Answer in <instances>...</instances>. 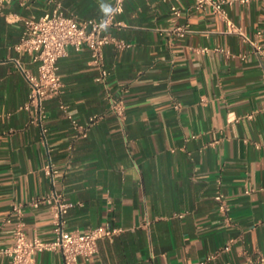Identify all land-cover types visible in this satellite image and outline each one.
<instances>
[{
    "label": "crops",
    "instance_id": "crops-1",
    "mask_svg": "<svg viewBox=\"0 0 264 264\" xmlns=\"http://www.w3.org/2000/svg\"><path fill=\"white\" fill-rule=\"evenodd\" d=\"M62 1L84 21L106 15L101 4L115 0ZM28 4L13 0L0 12V247L13 242L18 220L29 236L54 238L51 207L30 202L55 188L74 203L67 230L109 223L123 229L79 264H196L209 257L206 264H264L257 260L264 254V60L253 45L195 0H124L116 16L122 25L108 32L128 46L109 44L104 55L108 87L124 92L126 120L109 111L91 51L71 49L59 61L63 92L45 103L43 135L23 108L30 86L17 61L33 72L37 65L14 46L23 19L52 6ZM225 8L264 46V0ZM60 102L81 122L101 116L88 137L75 139ZM48 162L59 169L55 186L43 171ZM61 262L58 252L36 257V264ZM0 264H10L9 257L0 256Z\"/></svg>",
    "mask_w": 264,
    "mask_h": 264
},
{
    "label": "built area",
    "instance_id": "built-area-1",
    "mask_svg": "<svg viewBox=\"0 0 264 264\" xmlns=\"http://www.w3.org/2000/svg\"><path fill=\"white\" fill-rule=\"evenodd\" d=\"M12 1L0 0V12ZM42 1L52 6L51 11L39 17L32 15L24 18L21 38L14 46L19 53L30 56L31 62L37 65L36 72H33L25 69L17 61L19 69L30 86L29 96L23 108L33 113L31 122L41 126L43 135L47 133L48 129L44 125L48 116L45 103L48 99L61 95L64 89V83L59 74V61L68 56L71 49L83 50L84 48L91 51L90 64L95 66L99 72L97 81L106 87L105 96L109 103V111L121 122H124L127 118L124 92L121 91L117 94L108 87L111 70L106 65L104 55V47L109 44L121 48L128 46L127 43L108 32L110 27L122 25L116 20V16L123 11L124 0L114 1L113 13L84 21L78 20L73 14H68L62 0ZM234 1L246 4L256 0H195V6L199 10L211 9L226 21L228 32L238 34L245 41L251 43L256 53L264 60V46L257 40L251 39L240 26L228 17L225 6ZM18 2L23 7L29 6L28 0H18ZM172 10L177 16L181 14L175 5L172 6ZM177 30L181 36L186 33L182 27ZM256 35L261 37L262 31H258ZM59 107L71 123L75 139L88 137L91 127L101 118L96 114L90 116L86 122H81L70 113L67 103L60 102ZM175 108L180 110L181 104L175 103ZM74 151L75 145L70 143L67 146V162L69 164L73 159ZM43 171L55 186L59 176V169L56 165L48 162L44 165ZM215 199L218 202L219 210L227 214L229 205L221 191L217 192ZM43 203L51 207L54 238L44 240L38 236H29L25 231L23 221L18 220L14 226L13 242L8 246L0 247V256H8L10 264H36L37 255L44 251L60 253L62 255L60 264H79L80 258L88 260L97 253L99 241H112L123 231L122 228L112 226L110 223L90 227L85 231L67 230L65 216L74 203L55 188L49 194L31 200L30 205L38 207ZM13 210L20 213L21 205H15ZM207 260L196 264H206ZM257 260L264 263V254H259Z\"/></svg>",
    "mask_w": 264,
    "mask_h": 264
},
{
    "label": "clouds",
    "instance_id": "clouds-1",
    "mask_svg": "<svg viewBox=\"0 0 264 264\" xmlns=\"http://www.w3.org/2000/svg\"><path fill=\"white\" fill-rule=\"evenodd\" d=\"M101 9L106 14H110V13L114 12V9L111 6L107 5V4H101Z\"/></svg>",
    "mask_w": 264,
    "mask_h": 264
}]
</instances>
